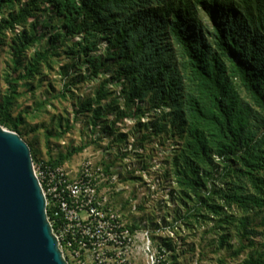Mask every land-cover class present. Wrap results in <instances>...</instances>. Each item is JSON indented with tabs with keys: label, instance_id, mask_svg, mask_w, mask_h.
I'll return each instance as SVG.
<instances>
[{
	"label": "trees",
	"instance_id": "obj_1",
	"mask_svg": "<svg viewBox=\"0 0 264 264\" xmlns=\"http://www.w3.org/2000/svg\"><path fill=\"white\" fill-rule=\"evenodd\" d=\"M7 44L11 72L0 125L22 135L23 116L12 114L20 83L65 55L73 60L65 78L72 69L88 73L65 83L60 96L103 79L76 112L90 114L95 130L113 113L114 126L154 113L144 126L178 137L171 174L183 198L194 202L180 220L206 211L220 226L233 224L234 206L243 214L242 240L257 232L250 214L264 227V0H0V50ZM110 84L121 89L105 107ZM261 248L243 264H264V242ZM245 249L241 244L235 254Z\"/></svg>",
	"mask_w": 264,
	"mask_h": 264
},
{
	"label": "rangeland",
	"instance_id": "obj_2",
	"mask_svg": "<svg viewBox=\"0 0 264 264\" xmlns=\"http://www.w3.org/2000/svg\"><path fill=\"white\" fill-rule=\"evenodd\" d=\"M202 17L209 22L208 15L202 13ZM43 46L37 45L29 55ZM10 58L7 44L0 50V99L6 89L5 77L11 72ZM72 63L65 55L55 58L51 69H43V74L28 85L20 83L22 96L12 114L23 116L21 137L30 145L35 163L60 159L72 149L83 147L64 162L71 166L88 161L105 169L107 177L100 192L107 199L106 205L137 237L136 258L127 252L114 264H243L251 256L257 257L262 251L264 227L254 214L249 217L257 232L243 240L238 221L243 214L234 206L228 209L236 217L233 224L220 226L217 217L206 211L204 217L180 220L194 205L192 200L183 198L171 174V160L180 140L168 132L157 135L144 126L152 125L154 113L124 119L115 126L113 113L104 120L105 126L97 130L91 126L90 114L77 116L78 104L95 98L103 79L76 84L67 97L60 96L65 83L87 76V70L82 68L72 69L65 78L64 67ZM106 89L112 95L103 104L105 107L118 97L121 87L110 84ZM119 106L123 107V99ZM222 236L226 237L223 243ZM241 244L246 249L236 255Z\"/></svg>",
	"mask_w": 264,
	"mask_h": 264
},
{
	"label": "built area",
	"instance_id": "obj_3",
	"mask_svg": "<svg viewBox=\"0 0 264 264\" xmlns=\"http://www.w3.org/2000/svg\"><path fill=\"white\" fill-rule=\"evenodd\" d=\"M33 168L67 264H114L127 252L136 258L135 232L122 225L100 192L107 177L101 165L52 159L33 161Z\"/></svg>",
	"mask_w": 264,
	"mask_h": 264
},
{
	"label": "water",
	"instance_id": "obj_4",
	"mask_svg": "<svg viewBox=\"0 0 264 264\" xmlns=\"http://www.w3.org/2000/svg\"><path fill=\"white\" fill-rule=\"evenodd\" d=\"M0 264H67L46 213L30 145L0 125Z\"/></svg>",
	"mask_w": 264,
	"mask_h": 264
}]
</instances>
